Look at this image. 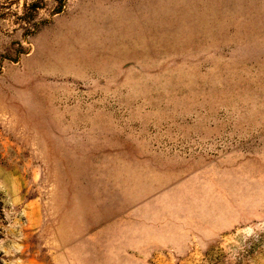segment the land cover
<instances>
[{
	"label": "rangeland",
	"instance_id": "1",
	"mask_svg": "<svg viewBox=\"0 0 264 264\" xmlns=\"http://www.w3.org/2000/svg\"><path fill=\"white\" fill-rule=\"evenodd\" d=\"M0 264H264V0H0Z\"/></svg>",
	"mask_w": 264,
	"mask_h": 264
}]
</instances>
